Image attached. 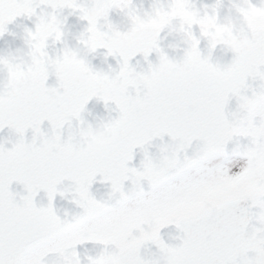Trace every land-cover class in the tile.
<instances>
[{"label":"snow or ice","instance_id":"1","mask_svg":"<svg viewBox=\"0 0 264 264\" xmlns=\"http://www.w3.org/2000/svg\"><path fill=\"white\" fill-rule=\"evenodd\" d=\"M241 5L264 11V0H228L227 11ZM223 7V0L199 7L195 0H153L147 10L133 0H0V36L17 17L35 18L23 36L28 79L15 89L0 84V94L8 96L0 104V129L16 136L11 148L0 143V264H264V31L241 24L246 47L220 45L232 53L221 64L212 62L218 44L211 31L188 22L191 16L222 24ZM65 9L86 22L76 42L87 54L105 49V58L118 57L116 69L95 70L87 55L64 67ZM112 11L125 17L127 30L109 19ZM157 14L164 23L148 31L137 27V20ZM165 30L179 37L182 55L170 57L161 48ZM49 42L63 47L50 55ZM33 45L38 50L29 54ZM153 52L155 63L148 60ZM137 54L146 70L129 63ZM217 72L231 73V85L217 80ZM50 75L55 86H46ZM93 97L114 104L117 116L103 125L107 139L89 146L91 126L81 114ZM233 99L235 109L228 110ZM44 121L48 132L41 130ZM156 138L161 143L153 154L148 149ZM137 148L142 159L130 167ZM230 157L243 161L232 164L235 172L226 166ZM97 177L109 186L107 198L90 191ZM64 181L71 184L58 187ZM13 182L26 194L10 191ZM242 186L248 190L238 194ZM217 188L213 202L179 215ZM68 190L81 211L62 219L53 200ZM41 191L47 204L37 206ZM169 225L182 234L179 244L162 239ZM88 242L101 247L95 255L86 250L82 261L76 249ZM146 246L156 252L142 254Z\"/></svg>","mask_w":264,"mask_h":264},{"label":"water","instance_id":"2","mask_svg":"<svg viewBox=\"0 0 264 264\" xmlns=\"http://www.w3.org/2000/svg\"><path fill=\"white\" fill-rule=\"evenodd\" d=\"M45 11H50V9H45ZM68 13L69 10L67 9L63 10L61 13L62 17L64 16L67 17L63 29L65 32L64 39L69 46H74L77 43L75 37L84 29V27L86 26V22L79 20L76 15L74 14L69 15ZM34 19H35L34 17L31 19L26 17H17L13 22L7 25V31L3 34V36H0V55H7L9 52H11L13 55H22V53L26 51V46L23 40L24 29L33 28ZM111 21L119 26V30L121 31L127 30L128 27L127 23L116 22L114 20ZM166 34H167V30L161 32L160 34L161 48H163L164 51L170 57L174 55L177 57L182 55V51H181V49L183 48L182 44L180 45V49L176 52H173V50L167 46L170 43L177 42L179 40V37H177L175 34L172 35H166ZM61 47H63V45L60 43L52 45L51 42H49L48 52L50 55H53ZM199 47L202 51V54H207V42L205 40H201ZM17 50H20V52H18ZM105 51H106L105 49H97L95 53L87 54L86 59L90 62L91 66L95 70L108 72L109 67H111L112 69L117 68L116 60L118 59V57L113 58L109 56L105 58L103 55ZM231 58H232V53L230 51H223V47L220 45H217V47L212 51L213 63L219 62L221 64H224L229 62ZM148 60L155 63L157 61L156 53L153 52L152 54H150ZM137 61H139L138 65H137ZM129 63L136 66V71L138 72L142 70H146L148 66L147 62H145V60L140 54H137V56L134 57L132 60H130ZM55 84H56L55 76L50 75L48 80L46 81V86H55ZM253 86H255V82H253ZM235 103H236L235 99L231 100L229 102L228 110H234ZM114 108H115L114 104L109 103L107 106H105L103 101L97 100L95 97H93L85 105V111L81 115L84 121L95 126L100 122H107L109 119L115 118L117 116V112L113 110ZM76 123L77 122L75 120L72 121L73 128L76 127ZM49 129H50V125L48 124L47 121H44L41 124V130L48 132ZM61 132H62V139L66 138L68 135L67 124L61 130ZM31 136H32V132L29 129L25 134L26 141H30ZM15 139L16 136L10 129H8L7 127L0 129V143H2L5 148H11L12 142H14ZM163 141L165 143L169 142V137L164 136ZM151 143L153 146L150 147L148 150L150 153L156 154L157 153L156 145H159L161 143V140L159 138H156ZM193 143L195 144L196 142L194 141ZM234 147L235 144L233 142H230L227 145V150L231 152V150ZM190 152L191 149H189V153ZM141 159H142V153L140 149L139 148L134 149L133 160L131 161L129 166L130 167L138 166ZM70 184H71L70 181H64L62 185H59L58 187L65 188L68 187ZM129 186H130L129 182L126 181L125 188L127 189V187ZM145 189L147 190L146 185H145ZM108 190H109V186L106 183L99 182V177H97V180L92 184L90 188V191L97 199L107 198L104 194ZM10 191L14 193H19L20 195L26 194L24 192L23 186L16 182H13L12 185H10ZM17 199H19L18 196ZM34 202L37 204V206L46 205L47 198L45 194L41 191L35 197ZM53 206L57 212V215H59L62 219L64 218L65 213L68 214V218L70 219L72 214L81 211V209H79L73 203H71L70 195H67L65 198H61L59 195H57L53 200ZM253 211H255V209H253ZM160 234L162 239L165 241V243H169V244H179L180 242L179 239H174L173 237L182 235L174 225H169L166 228L161 229ZM141 251L142 254L151 255L152 253L156 252V249L155 246H149L147 252H145L144 249H142Z\"/></svg>","mask_w":264,"mask_h":264},{"label":"clouds","instance_id":"3","mask_svg":"<svg viewBox=\"0 0 264 264\" xmlns=\"http://www.w3.org/2000/svg\"><path fill=\"white\" fill-rule=\"evenodd\" d=\"M164 22L165 19L161 15L157 14L149 20H137L136 25L139 29L148 31ZM188 22L198 23L201 29L205 32L211 31L218 45L230 46L235 49H243L246 47V40L241 35L243 29L240 27V25H247L248 29L251 31H264V11L248 9L241 5L236 10V13L227 11L224 16V23L219 25L212 21L197 20L195 17L191 16L188 17ZM234 30L236 31L234 32ZM166 35H172V33H167ZM167 46L172 49L173 52H176L180 49L179 40L175 43H170ZM36 50H38V46L33 45L32 48L29 49V54ZM223 51H227L225 47H223ZM210 54L212 55V52ZM83 55H87V49L85 47H81L78 43H76L74 46L68 45L67 51L64 53V67H74L76 64H78L77 57ZM23 64L24 60L21 55H13L11 52H9L7 55H0V84L4 85L5 90H7L9 86H11L12 89H15L18 84L28 79L29 72L26 68L22 67ZM216 78L225 86H229L232 83L231 73L217 72ZM141 84L142 81L134 82V86H139ZM7 101V94H0V104H7ZM105 123L106 122H100L95 126L88 123L91 127L88 128L86 134V144L92 146L94 144L102 143L107 139L106 132H108L109 129L103 127ZM247 190L248 189L246 187L242 186L239 189L238 194L247 192ZM68 191L69 195L71 196L70 190ZM220 192L221 189L217 188L208 194L206 200L199 202L193 208L181 209L179 215H184L194 211L204 203L213 202L217 197V193ZM104 195L108 197L109 190ZM173 238L178 239L179 236ZM145 251H148L147 246Z\"/></svg>","mask_w":264,"mask_h":264},{"label":"rangeland","instance_id":"4","mask_svg":"<svg viewBox=\"0 0 264 264\" xmlns=\"http://www.w3.org/2000/svg\"><path fill=\"white\" fill-rule=\"evenodd\" d=\"M153 2V0H133V3L138 7V8H141L142 7V9H144V10H147L149 7H150V5H151V3ZM202 4H205L206 3V0H201L200 1ZM223 9V10H222ZM221 9V12H220V14H221V16H223V15H225L226 13H224V10L225 11H227V9H228V7H223ZM111 16L112 17H117V16H119V17H122V18H120V19H125V17L121 14V13H119L118 11H112L111 12ZM118 18V17H117ZM127 21V20H126ZM226 163V162H225ZM226 166H228L229 168H230V171H232V172H234V171H237V168H235V167H232V164H228V163H226ZM100 245H94V244H92L91 242H88V243H85V244H83V245H78L77 246V251L81 254V255H84L85 254V251L87 250V253H89L91 250H93V249H96L97 250V252L99 251V249H100Z\"/></svg>","mask_w":264,"mask_h":264},{"label":"flooded vegetation","instance_id":"5","mask_svg":"<svg viewBox=\"0 0 264 264\" xmlns=\"http://www.w3.org/2000/svg\"><path fill=\"white\" fill-rule=\"evenodd\" d=\"M247 141L245 140V139H241V144H243V143H246ZM234 162H238V163H240V164H242L243 163V161L242 160H239V158H232V157H230L229 158V160L228 161H226V163H228V164H233ZM235 172V171H234Z\"/></svg>","mask_w":264,"mask_h":264}]
</instances>
